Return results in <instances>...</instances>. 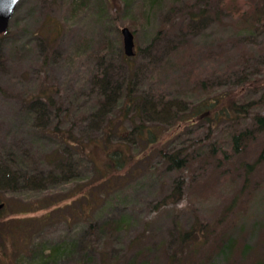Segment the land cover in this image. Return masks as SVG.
Instances as JSON below:
<instances>
[{"label":"rangeland","instance_id":"374dc122","mask_svg":"<svg viewBox=\"0 0 264 264\" xmlns=\"http://www.w3.org/2000/svg\"><path fill=\"white\" fill-rule=\"evenodd\" d=\"M262 12L264 0H21L0 33V204L7 202L0 264H169L178 250L185 264L263 261L264 131L255 115H264V102L212 128L203 119L184 121L220 92L236 91L239 103L260 97L264 28L255 19ZM124 26L135 35L127 61ZM129 75L131 103L183 101L184 118L152 114L148 101L139 113L131 104L123 121V98L101 110V99ZM142 120L158 126L159 140L137 141L136 159L107 187L88 143L110 123ZM246 127L255 136L237 153L232 134ZM57 128L72 130L78 142ZM73 143L87 149L75 151ZM161 149H179L188 166L171 167ZM10 173L37 174L12 183ZM179 177L183 197L162 203ZM193 226L205 230L183 244L182 231ZM230 238L227 256L221 244Z\"/></svg>","mask_w":264,"mask_h":264},{"label":"trees","instance_id":"16d2710c","mask_svg":"<svg viewBox=\"0 0 264 264\" xmlns=\"http://www.w3.org/2000/svg\"><path fill=\"white\" fill-rule=\"evenodd\" d=\"M256 22L260 25L261 28H264V13H260L257 16V19H255ZM6 33V32H5ZM123 59L128 60L130 59L128 56L123 54ZM239 75V73H238ZM242 77H247L246 79H251L252 74H247L245 71H242L240 73ZM126 82L120 83L115 85L117 86L118 92L115 91V87L110 91L105 98L101 99L102 108L104 110V105L109 103L111 100L113 103L116 101H119L123 98V105L120 109V114H123L122 119H126L129 115V111L131 108V104H134L135 108L138 109L139 112L145 110L144 106L149 101L148 107L149 111L152 114H163L168 111H173L174 115L180 114V117L184 118L181 114V112H185L187 110L186 105H184L183 101H177L174 103L173 99H149L148 97H145L146 102L142 105V101H137L135 103H131L133 93L135 91L136 84L132 80V77L130 75L128 76ZM250 80H245L244 84H249ZM204 83V82H203ZM114 86V85H113ZM103 87V86H102ZM262 89V93L260 94V97L255 100H251L249 102L245 103H239L237 99H235L236 91L230 90L225 92H220L217 94V96H214L213 98H204L200 101L199 104H197L195 107H193L192 111V118H184L188 121H198V120H206L208 121L209 127L212 128V126L216 125L217 123L221 122L222 120H233L237 121L242 116H246L250 114V110L253 108V105L257 102H264V87L260 88ZM122 90V92H120ZM104 91V89H103ZM139 98H137L138 100ZM140 100V99H139ZM51 102V103H50ZM49 103L52 104V101L49 100ZM40 108L36 109L35 112H38ZM108 113V111H107ZM255 120L258 124V127L261 128V130L264 131V115L261 113H256ZM112 123H110L108 126H106L103 130L104 137L101 139H94L89 144V156L91 158L92 163H94V169L98 174L105 178L106 180V186H110V182L114 178H118L119 172L126 169L128 167V164L132 163L136 157H134V151L133 149L136 146V142L145 143L153 145L159 140V131L158 126L153 127L150 125H147L145 121L135 122L132 127H128V125L124 126H112ZM57 131L59 129L57 128ZM211 131V130H210ZM71 131L66 132H60L61 137L65 141L69 142H78L79 139H75L73 137V133L71 134ZM255 131L253 129H250L248 127L236 131L232 134V141H233V147L234 151L237 153L242 152L246 149V146L251 140L254 138ZM113 137H117L120 140L118 142H114ZM88 144H85V150L87 149L86 146ZM73 149L75 151L78 150H84V146H77L75 143H73ZM101 151L100 153L104 154L103 161H100L98 159V155H101L100 153L97 154L96 151ZM162 150V149H161ZM164 158L168 161L169 165L177 170L184 171V169L188 166V163L190 159L186 155H182L180 150L175 151H166L165 149L161 151ZM262 158V157H261ZM62 159V158H61ZM59 158H55L53 156V160H61ZM97 159V160H96ZM62 163V162H58ZM100 163V164H99ZM253 166V165H251ZM249 170V169H248ZM3 174V171H1ZM6 174V173H5ZM37 173H28V174H21V175H13L9 174V177L6 176L7 182H15L16 179L19 177V179H24L28 175H32L31 178H33V175L36 176ZM13 175V176H12ZM3 176V175H2ZM126 178V177H125ZM2 179H0L1 182ZM104 184V183H103ZM101 185V187L103 186ZM104 184V185H105ZM184 185H185V179L183 177H179L177 179L176 184L174 185V188L169 192L162 200V203L166 202H176L178 199H181L183 197L184 192ZM1 186V184H0ZM1 191V189H0ZM2 197L0 196V200ZM93 202V201H92ZM7 204L1 203L0 205H3L0 209V215L3 213V207ZM51 203L45 204L44 206H49ZM53 204V203H52ZM33 207V206H31ZM33 209V208H29ZM16 211H27L25 209H18ZM122 223V222H121ZM2 224V222H0ZM116 225V228L120 227V224L116 221V223H113ZM109 225V223H108ZM115 227V226H114ZM19 226H15L12 228L13 233L18 234L20 231H18ZM199 227L193 226L192 228L186 229L182 231V235H180V239L185 244L188 240H194L197 236L195 234H199L200 232H204L205 228L201 231H198ZM207 229V227H206ZM3 238V235L0 231V239ZM233 240L230 238L226 241H224L221 244V251L223 253H226L228 256L230 247L233 245ZM58 252L54 251L49 253L50 259L55 258L58 256ZM169 264H185L184 257L182 253H180V250L175 251L174 254L170 256V262ZM258 264H264V260L260 261Z\"/></svg>","mask_w":264,"mask_h":264},{"label":"water","instance_id":"95a60500","mask_svg":"<svg viewBox=\"0 0 264 264\" xmlns=\"http://www.w3.org/2000/svg\"><path fill=\"white\" fill-rule=\"evenodd\" d=\"M20 1L21 0H0V33L8 31L10 20ZM121 31L124 41V52L127 56H133L136 53L135 35L127 26L122 27Z\"/></svg>","mask_w":264,"mask_h":264}]
</instances>
